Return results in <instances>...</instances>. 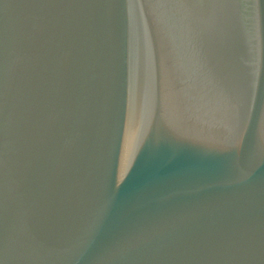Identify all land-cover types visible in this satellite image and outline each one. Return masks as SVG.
<instances>
[{
  "label": "water",
  "instance_id": "1",
  "mask_svg": "<svg viewBox=\"0 0 264 264\" xmlns=\"http://www.w3.org/2000/svg\"><path fill=\"white\" fill-rule=\"evenodd\" d=\"M0 264H264V0H0Z\"/></svg>",
  "mask_w": 264,
  "mask_h": 264
}]
</instances>
